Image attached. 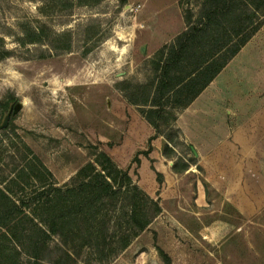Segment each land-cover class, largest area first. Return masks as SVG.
Returning <instances> with one entry per match:
<instances>
[{
    "label": "rangeland",
    "instance_id": "374dc122",
    "mask_svg": "<svg viewBox=\"0 0 264 264\" xmlns=\"http://www.w3.org/2000/svg\"><path fill=\"white\" fill-rule=\"evenodd\" d=\"M59 1L0 0V55L8 52L0 56V103H8L9 110L18 108L11 155L23 142L62 186L91 160V145L107 151L122 168L112 149L127 132L125 96L149 83L155 53L182 32L185 10L196 14L200 0L61 1L72 3L70 8ZM43 26L54 51L48 52L49 44L18 43L25 28ZM69 29L75 32L73 50L59 54ZM259 31L223 76L236 105H243V139L231 141L238 151L195 157L190 145L177 147L192 166L173 179L219 180V188H206L209 199L216 200L206 208L211 214L201 213L200 222L188 219L184 230L166 204V213L116 258L102 262L84 250L71 264H165L158 248L170 264H264V18ZM41 55L49 56L40 59ZM6 116L0 108V127ZM161 131L165 136L174 133L171 125L161 126ZM137 166L133 159L129 167L135 183ZM0 169L4 175L12 173V166L0 164ZM242 179L243 188L233 182ZM163 180L158 174L157 181ZM223 181H232V187H224ZM224 192L235 202L225 209L220 200ZM242 201L240 216L234 205L240 207Z\"/></svg>",
    "mask_w": 264,
    "mask_h": 264
},
{
    "label": "trees",
    "instance_id": "16d2710c",
    "mask_svg": "<svg viewBox=\"0 0 264 264\" xmlns=\"http://www.w3.org/2000/svg\"><path fill=\"white\" fill-rule=\"evenodd\" d=\"M263 18L264 0H200L196 14L185 10V29L155 53L152 79L138 86L134 95H126L128 103L139 108L156 136L164 135L161 126L169 127L176 113L213 82L259 31ZM46 30L47 26L27 27L18 43L52 47ZM73 33L72 29L64 33V46L57 53L72 52ZM3 52L1 58L8 56ZM0 108L7 114L10 111L8 103H0ZM16 115L12 112L7 126L0 129V164L12 166L10 175L0 169V264H71L84 250L109 262L162 213L159 201L98 145L90 146L91 160L62 186L23 142L20 151L11 155ZM166 139L169 145L164 154L174 157V148L182 143L175 131ZM134 160L139 163L138 157ZM185 168L173 167L177 172ZM158 251L165 264H170L168 255Z\"/></svg>",
    "mask_w": 264,
    "mask_h": 264
},
{
    "label": "crops",
    "instance_id": "0c3cea01",
    "mask_svg": "<svg viewBox=\"0 0 264 264\" xmlns=\"http://www.w3.org/2000/svg\"><path fill=\"white\" fill-rule=\"evenodd\" d=\"M260 32L258 31L246 46L250 45ZM163 44L166 45V42ZM244 48L187 108L176 113V120L171 124V128L179 137V141L190 145L195 157L211 156L217 158L227 154L226 151L231 154L233 149H235V152L238 151L237 148H233L231 141L243 139V105H236L238 100H233V93L231 89L226 88L223 76L233 67V64L236 65L241 59ZM236 98L238 99V95H236ZM123 108H126L127 132L123 135V140L121 138L119 145L113 147V156L119 158L122 168L127 169L130 174L129 166L138 155L139 163L136 167L137 171L134 172L137 173V184L146 194L152 198L155 196L156 198L154 199L158 200L159 204L161 203L162 213L160 215L166 213V206L164 205L170 204L171 208L169 209L171 210L169 213L173 215L178 224L183 225L182 229L188 230V219L200 222L201 217L199 216L201 213H207L208 210L206 208L212 202H216L214 197L209 199L212 196L207 195L206 188H219L220 186L216 185L220 184L219 180L193 179L192 181H187L173 179V176L186 174L192 165H189L181 157L177 148H174V157L165 156V145H169L166 136H156L155 129L139 113L137 106L130 105L126 101ZM229 123L234 124L231 127ZM149 147L151 151H148ZM145 152H148V154L144 155L143 153ZM181 159L184 163L180 165L178 162ZM175 164L178 165V169L182 168L183 165H187V168L177 172L173 169ZM158 174L164 177L163 184L157 181ZM223 182L225 184L224 187H232V184H228V182L232 181ZM233 182L239 183L240 187L243 188V179ZM227 193L224 192L221 195L220 200L224 206L223 209H225V206L231 207L232 203H235L231 195ZM173 198L175 199L174 206ZM188 200L191 201L192 207ZM183 202H186L191 208L186 207ZM234 206L239 210V213L236 212L242 216L243 201L240 203V207L237 204ZM220 218H224V216ZM202 225L204 226L205 224Z\"/></svg>",
    "mask_w": 264,
    "mask_h": 264
},
{
    "label": "water",
    "instance_id": "95a60500",
    "mask_svg": "<svg viewBox=\"0 0 264 264\" xmlns=\"http://www.w3.org/2000/svg\"><path fill=\"white\" fill-rule=\"evenodd\" d=\"M12 112H13V115H16L17 112H18V108L15 107L14 109H10V111L7 114V116H6L5 120H4V123L2 124V126L0 127V129L5 128L7 126V124L9 123L10 116H11Z\"/></svg>",
    "mask_w": 264,
    "mask_h": 264
}]
</instances>
